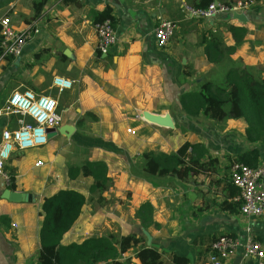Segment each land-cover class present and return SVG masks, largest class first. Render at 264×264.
Listing matches in <instances>:
<instances>
[{"label": "crops", "instance_id": "crops-1", "mask_svg": "<svg viewBox=\"0 0 264 264\" xmlns=\"http://www.w3.org/2000/svg\"><path fill=\"white\" fill-rule=\"evenodd\" d=\"M34 1L8 4L7 15L16 27L37 22L41 31L27 43L21 57H0V106L15 90L50 94L58 101L61 125L72 124L75 131L71 137L59 134L44 147L12 155L7 169L15 173L16 191L27 194V200L4 198L7 186L0 177V264H38L43 201L66 188L88 196L91 177H68V165L85 159L105 161L113 185L103 194L105 205L84 206L62 238L63 244L111 232L136 233L146 245L157 248L168 264L176 255L186 258L187 264H209L210 245L222 235L241 240L253 237L264 245V216L242 215L236 200L239 191L234 194L230 179L231 163L253 149L258 150L256 165H264V138L249 140L242 117L193 118L182 107L185 95L207 81L223 84L234 67H258L264 75V0L254 1L242 19L237 14L218 15L214 20L186 17L184 4L199 0H45L40 16L33 18ZM108 8L117 40L108 55L98 57L94 24ZM161 20L177 25L165 48L158 46L154 35ZM229 24L247 28L234 52L226 50L236 43ZM215 32L220 33L224 50L217 63L209 60L204 41ZM55 76L72 80V88H53ZM145 111L170 113L174 128L148 122ZM13 119L0 118V140ZM187 141L203 143L208 154L218 158L215 172L182 180L173 176L147 179L132 170L144 152H174ZM38 160L45 164L36 167ZM113 200L115 211L111 212L106 206ZM145 202L153 206V223L147 226L136 215ZM235 204L238 211L226 209ZM85 208L88 213L83 218ZM127 258L131 264H140L135 249L123 255ZM225 264L259 263L243 257V249L238 248Z\"/></svg>", "mask_w": 264, "mask_h": 264}, {"label": "trees", "instance_id": "trees-1", "mask_svg": "<svg viewBox=\"0 0 264 264\" xmlns=\"http://www.w3.org/2000/svg\"><path fill=\"white\" fill-rule=\"evenodd\" d=\"M213 1L215 0H199L192 5L206 7ZM44 4L45 0L33 2V18L40 16ZM108 17H112L109 8L98 14L96 22ZM227 27L236 43L226 50L234 52L246 35L247 28L232 24ZM209 37L204 40L205 50L209 60L217 63L224 51L220 45L221 35L215 32ZM96 54L98 57L102 56L99 51ZM182 107L184 112L193 118L207 116L220 121L242 117L248 124V139L262 140L264 138V75L258 67H234L228 71L223 84L214 86L212 82L207 81L198 91L185 95L182 99ZM141 157V163L132 166V170L147 179L173 176L186 180L199 173L215 172L219 166L218 158L210 156L203 143L188 141L177 151L151 150L144 152ZM257 159L258 150L253 149L241 155L237 161L255 166ZM108 171L109 167L103 160L85 159L79 164L68 165L70 179H76L80 175L93 179L89 186V195L66 188L44 199L40 212L43 221L38 264H131L130 258L123 259V255L131 249H135V256L140 260V264H168L157 248L146 245L145 238L136 233L122 235L111 232L89 237L81 243H62V238L75 225L85 205L101 207L106 204L107 200L103 194L113 185V179L108 175ZM8 172L11 183L7 188L15 191L17 188L15 173L9 169ZM234 188L236 194L238 189L235 186ZM226 209L236 212L238 206L226 205ZM152 211L153 206L149 202H145L138 209L136 215L144 226L153 223ZM5 219L7 216H1V220ZM209 252L211 253V249ZM187 263L186 258L176 255L171 264Z\"/></svg>", "mask_w": 264, "mask_h": 264}, {"label": "built area", "instance_id": "built-area-1", "mask_svg": "<svg viewBox=\"0 0 264 264\" xmlns=\"http://www.w3.org/2000/svg\"><path fill=\"white\" fill-rule=\"evenodd\" d=\"M254 1L256 0H240L236 3L213 1L206 7L184 4L183 8L188 19L214 20L218 15L230 17L245 14ZM94 27L97 34L96 49L106 56L117 40L113 20L108 17L96 22ZM176 28V23L171 20H161L158 23L154 35L160 48H165L170 43ZM40 31L37 22L18 28L9 15L0 17V57H21L27 43L40 34ZM72 86L73 81L66 77L53 78L52 87L59 91ZM58 107L55 97L36 93L31 89L15 90L5 104L0 106V118L14 116L13 126L3 129L0 140V177L6 186L11 183L7 166L12 155L44 147L50 141L48 129L61 126ZM44 164V160H38L35 166L41 167ZM230 179L239 191L236 200L240 203L242 215L248 218L264 216V165L249 166L233 161L230 166ZM238 248L243 249V257L255 258L259 264H264V245L261 241L253 237L241 240L231 235L219 236L212 242L208 263L225 264Z\"/></svg>", "mask_w": 264, "mask_h": 264}, {"label": "water", "instance_id": "water-1", "mask_svg": "<svg viewBox=\"0 0 264 264\" xmlns=\"http://www.w3.org/2000/svg\"><path fill=\"white\" fill-rule=\"evenodd\" d=\"M237 15V14H235ZM242 15L240 16V19L245 16V14H239ZM143 117L151 123H155L157 125L167 127V128H174V120L171 116L170 113L166 114H154L148 111L143 112ZM75 131V126L72 124H63L59 126L58 128H51L48 129V137L49 139L54 138L55 136L61 134L65 135L66 137H71V135ZM2 196L8 200L14 201V202H20V201H25L27 200V194L21 193L19 191H12L9 188H6L2 194Z\"/></svg>", "mask_w": 264, "mask_h": 264}, {"label": "rangeland", "instance_id": "rangeland-1", "mask_svg": "<svg viewBox=\"0 0 264 264\" xmlns=\"http://www.w3.org/2000/svg\"><path fill=\"white\" fill-rule=\"evenodd\" d=\"M11 1H13V0H0V17H2V16H4V15H7L8 13H9V3L11 2ZM6 94L8 95V90H6ZM14 120V119H13ZM1 124V123H0ZM52 141V140H51ZM50 141V142H51ZM49 142V143H50ZM53 142V141H52ZM51 142V143H52ZM33 150H36V149H30V150H27L26 152H29V151H33ZM37 153H42V151H40V152H37ZM27 154V156L25 157V158H28L30 155L28 154V153H26ZM114 200L113 201H111V204L109 205V206H106L107 207V209L109 210V211H111V212H113V211H115V204H114ZM88 211V209L87 208H85V211H84V214H83V218H85V215L88 213L87 212ZM112 219H113V217H110L109 218V223L111 222L112 223Z\"/></svg>", "mask_w": 264, "mask_h": 264}]
</instances>
